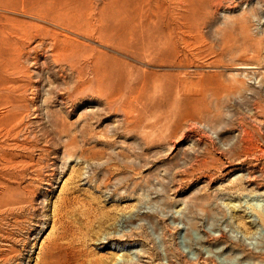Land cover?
<instances>
[{
	"label": "rangeland",
	"instance_id": "rangeland-1",
	"mask_svg": "<svg viewBox=\"0 0 264 264\" xmlns=\"http://www.w3.org/2000/svg\"><path fill=\"white\" fill-rule=\"evenodd\" d=\"M0 264H264V0H0Z\"/></svg>",
	"mask_w": 264,
	"mask_h": 264
},
{
	"label": "bare ground",
	"instance_id": "bare-ground-1",
	"mask_svg": "<svg viewBox=\"0 0 264 264\" xmlns=\"http://www.w3.org/2000/svg\"><path fill=\"white\" fill-rule=\"evenodd\" d=\"M201 46V45H200Z\"/></svg>",
	"mask_w": 264,
	"mask_h": 264
}]
</instances>
